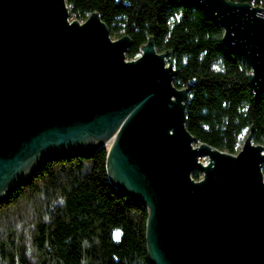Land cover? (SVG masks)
I'll return each instance as SVG.
<instances>
[{"label": "water", "instance_id": "1", "mask_svg": "<svg viewBox=\"0 0 264 264\" xmlns=\"http://www.w3.org/2000/svg\"><path fill=\"white\" fill-rule=\"evenodd\" d=\"M186 1L223 28L264 93V7ZM69 16L66 0H0V202L52 156L110 141L108 177L147 207L153 264H264V144L251 131L237 153L198 141L171 50L149 37L126 60L128 34L113 39L96 11Z\"/></svg>", "mask_w": 264, "mask_h": 264}, {"label": "trees", "instance_id": "2", "mask_svg": "<svg viewBox=\"0 0 264 264\" xmlns=\"http://www.w3.org/2000/svg\"><path fill=\"white\" fill-rule=\"evenodd\" d=\"M66 4L79 20L98 12L112 37L128 34L127 59L149 37L157 51L173 52V83L186 90L185 125L198 141L237 153L247 130L264 144V93L254 97L246 58L223 44V28L200 8L186 0ZM107 148L52 156L0 202V264H153L147 207L110 181ZM261 168L264 177V160Z\"/></svg>", "mask_w": 264, "mask_h": 264}, {"label": "rangeland", "instance_id": "3", "mask_svg": "<svg viewBox=\"0 0 264 264\" xmlns=\"http://www.w3.org/2000/svg\"><path fill=\"white\" fill-rule=\"evenodd\" d=\"M71 19H75L74 17H72V16H69V20L71 21ZM77 19V18H76ZM79 20V19H78ZM80 22L81 21H83V20H79ZM112 37V36H111ZM113 39H116V38H118V36H113L112 37ZM139 56V55H138ZM132 59H134V58H132ZM126 60H128L127 58H126ZM167 65V64H166ZM247 130H244L242 133H241V135H240V141H241V143H240V147H241V145H242V143H243V141H244V139H245V137L247 136ZM109 143H110V141H108L107 143H106V146L108 147V145H109ZM239 147V148H240ZM199 160L200 161H202V162H207L208 161V159H207V156H201L200 158H199ZM201 177V176H200ZM197 180H199V179H197Z\"/></svg>", "mask_w": 264, "mask_h": 264}, {"label": "snow or ice", "instance_id": "4", "mask_svg": "<svg viewBox=\"0 0 264 264\" xmlns=\"http://www.w3.org/2000/svg\"><path fill=\"white\" fill-rule=\"evenodd\" d=\"M117 238H118V234H117Z\"/></svg>", "mask_w": 264, "mask_h": 264}]
</instances>
